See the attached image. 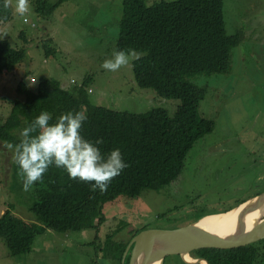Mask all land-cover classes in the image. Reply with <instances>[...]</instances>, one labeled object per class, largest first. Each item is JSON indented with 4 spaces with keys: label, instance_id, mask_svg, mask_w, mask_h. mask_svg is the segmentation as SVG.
<instances>
[{
    "label": "rangeland",
    "instance_id": "374dc122",
    "mask_svg": "<svg viewBox=\"0 0 264 264\" xmlns=\"http://www.w3.org/2000/svg\"><path fill=\"white\" fill-rule=\"evenodd\" d=\"M47 1L55 5L61 0ZM144 1L153 5L178 0ZM7 8L9 19L0 21V39L24 49L27 57L14 72L0 75L1 123L15 101H25L18 93L20 83L36 89L40 77L56 79L68 90L89 78L91 102L108 109L141 114L163 108L170 116L177 112L180 101L161 98L137 84L135 59L114 73L101 68L117 49L124 0H66L44 14L30 2L25 16L15 12V0H9ZM224 16L228 34L240 32L243 38L232 52L227 74L191 80L206 88L200 112L216 127L196 143L179 178L158 192L107 203V221L98 240L97 230L48 231L37 237L32 254L17 259L0 238V264H126L124 257L118 259V244L130 245L133 233L186 227L201 215L227 212L264 192V0H224ZM30 75L37 79L34 84ZM6 145L0 141V219L13 204L20 218L32 222V202L24 200L23 190H13L14 159ZM180 259L171 256L165 264Z\"/></svg>",
    "mask_w": 264,
    "mask_h": 264
},
{
    "label": "trees",
    "instance_id": "16d2710c",
    "mask_svg": "<svg viewBox=\"0 0 264 264\" xmlns=\"http://www.w3.org/2000/svg\"><path fill=\"white\" fill-rule=\"evenodd\" d=\"M65 1L50 5L47 0H30L42 14L54 11ZM8 12L0 4L1 22H7ZM242 38L240 32L236 35L227 32L224 0L162 1L153 5L144 0H124L117 49L134 48L145 53L133 62L136 82L161 98L180 101L174 116L163 108L135 114L94 105L87 92L89 78L75 90L64 88L53 78H38L36 89L22 81L18 93L25 96V101H15L11 115L4 123L0 122L1 142L18 143L22 139L21 130L42 111L51 113L50 123H54L63 113L83 110L88 116L82 128L85 138L102 139L100 147L104 153L119 148L129 166L111 181L104 193L92 192L88 184L69 179L62 169L55 167L31 190L24 191L14 162L13 190H23L24 200L32 202L29 210L34 221L20 218L13 204L2 215L0 238L11 256L18 259L32 254L37 237L48 231L97 230L98 240L107 221L103 212L107 203L120 197L138 198L145 191L158 192L175 182L196 143L213 134L216 127L215 121L200 112L206 88L191 80L227 74L232 52ZM26 57L24 49L16 50L8 40L0 39V75L14 72ZM29 77L34 84L37 79ZM140 232L133 233V238ZM262 245L263 242L232 250L205 249L191 256L204 258L209 264H264ZM118 247V259L122 262L128 243L121 242ZM129 259L130 253L125 259L127 264ZM176 263L186 264L181 259Z\"/></svg>",
    "mask_w": 264,
    "mask_h": 264
},
{
    "label": "clouds",
    "instance_id": "9594fccd",
    "mask_svg": "<svg viewBox=\"0 0 264 264\" xmlns=\"http://www.w3.org/2000/svg\"><path fill=\"white\" fill-rule=\"evenodd\" d=\"M5 8L9 0H0ZM30 0H15V12L25 16ZM25 22L27 20L25 19ZM145 53L134 48L114 49L111 58L105 59L101 68L114 73ZM48 111H42L24 127L18 143H7L17 165L23 190H31L51 167L62 169L69 179L88 184L92 192L107 191L111 181L129 166L119 148L107 153L101 151L102 139L89 140L82 134L88 116L83 110L61 114L54 123Z\"/></svg>",
    "mask_w": 264,
    "mask_h": 264
},
{
    "label": "water",
    "instance_id": "95a60500",
    "mask_svg": "<svg viewBox=\"0 0 264 264\" xmlns=\"http://www.w3.org/2000/svg\"><path fill=\"white\" fill-rule=\"evenodd\" d=\"M240 208L236 225L228 233H212L199 225L210 216H226L229 212ZM255 212H258L259 217L254 225L248 227L247 218ZM261 241H264V192L234 209L205 215L186 227L175 230H143L128 245L124 260L130 253L129 264H164L165 260L171 256L181 257L186 264H209L206 259H194L191 254L205 249L232 250ZM188 257L194 261H188Z\"/></svg>",
    "mask_w": 264,
    "mask_h": 264
},
{
    "label": "bare ground",
    "instance_id": "6f19581e",
    "mask_svg": "<svg viewBox=\"0 0 264 264\" xmlns=\"http://www.w3.org/2000/svg\"><path fill=\"white\" fill-rule=\"evenodd\" d=\"M240 210L241 208L238 209L237 211L229 212V214H227L226 216H220V217L210 216V218L201 221L199 225L206 228L207 231L212 233H216V232L228 233L234 229V226L236 225L237 215L240 213ZM258 217H259L258 212L252 213V215H250L247 218L248 227L254 225ZM187 260L190 262L194 261L191 257H188Z\"/></svg>",
    "mask_w": 264,
    "mask_h": 264
},
{
    "label": "flooded vegetation",
    "instance_id": "af4514ba",
    "mask_svg": "<svg viewBox=\"0 0 264 264\" xmlns=\"http://www.w3.org/2000/svg\"><path fill=\"white\" fill-rule=\"evenodd\" d=\"M256 196H257V195H256ZM245 201H247V200H245ZM245 201H243V202H245ZM243 202H241V203H243ZM241 203H240V204H241ZM259 243H260V242H259ZM194 259H196V258H194ZM128 263H130V259H129ZM126 264H127V263H126Z\"/></svg>",
    "mask_w": 264,
    "mask_h": 264
},
{
    "label": "built area",
    "instance_id": "2783aa9c",
    "mask_svg": "<svg viewBox=\"0 0 264 264\" xmlns=\"http://www.w3.org/2000/svg\"><path fill=\"white\" fill-rule=\"evenodd\" d=\"M27 20V19H26Z\"/></svg>",
    "mask_w": 264,
    "mask_h": 264
}]
</instances>
